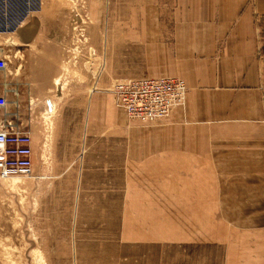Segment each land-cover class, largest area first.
I'll list each match as a JSON object with an SVG mask.
<instances>
[{
  "label": "crops",
  "instance_id": "1",
  "mask_svg": "<svg viewBox=\"0 0 264 264\" xmlns=\"http://www.w3.org/2000/svg\"><path fill=\"white\" fill-rule=\"evenodd\" d=\"M95 1L97 41L73 26L69 0H0V129L29 135L28 177L77 180V208L117 206L125 191L135 243L197 239L201 222L205 243L240 246L226 264H264V0ZM76 39L99 50L104 79L181 78L184 104L162 120H129L112 99V116L85 53H69ZM216 216L234 218L221 235Z\"/></svg>",
  "mask_w": 264,
  "mask_h": 264
},
{
  "label": "rangeland",
  "instance_id": "2",
  "mask_svg": "<svg viewBox=\"0 0 264 264\" xmlns=\"http://www.w3.org/2000/svg\"><path fill=\"white\" fill-rule=\"evenodd\" d=\"M69 1L74 10L73 26L90 27V38L97 41L95 30L102 19L95 16L99 8L96 1ZM91 11H94V16ZM72 49L69 53L71 56L75 54V60L85 53L86 72L91 71L94 76V92L109 99L113 116L112 96L108 87L115 79L103 78L99 50L93 43L88 48L78 46L77 39ZM79 67L84 73L85 67ZM34 103L36 111L44 108L43 102ZM52 103L50 101L51 106ZM113 137L116 138L115 151L120 152V133L113 131ZM120 177H123L122 171L117 173V181ZM77 185V180L36 182L28 176L0 178V264H226L227 252L232 254L236 251L239 254L241 251L237 241L233 246L222 240L217 244L202 241L201 222L197 233L200 238L197 239L168 235L169 240L163 243L159 240L135 243L126 236L125 191L116 192L117 206L77 208L79 203L73 204V195L68 193ZM121 185L118 181L117 189H121ZM52 188L56 189V194H51ZM87 196L85 201L90 199ZM106 201L109 202L108 199ZM251 216L241 215L247 219ZM216 218L223 223L221 228H217L218 235L224 233L222 229L226 222L233 223L234 219L225 221L221 217ZM172 220L173 224L178 222L174 218L168 222ZM185 227L186 231L191 230L190 226ZM234 234H240L239 230H234ZM228 238L231 239V236ZM255 239H245V246H252Z\"/></svg>",
  "mask_w": 264,
  "mask_h": 264
},
{
  "label": "built area",
  "instance_id": "3",
  "mask_svg": "<svg viewBox=\"0 0 264 264\" xmlns=\"http://www.w3.org/2000/svg\"><path fill=\"white\" fill-rule=\"evenodd\" d=\"M83 2V0H74ZM87 17V15L85 14ZM5 60L0 57V70ZM108 91L114 103L122 108L130 120H162L178 105H183L186 85L174 76H148L113 80ZM0 96V108L5 106ZM29 135L17 131L6 123L0 129V178L28 176L31 170V147Z\"/></svg>",
  "mask_w": 264,
  "mask_h": 264
},
{
  "label": "bare ground",
  "instance_id": "4",
  "mask_svg": "<svg viewBox=\"0 0 264 264\" xmlns=\"http://www.w3.org/2000/svg\"><path fill=\"white\" fill-rule=\"evenodd\" d=\"M57 79V78H56ZM56 81V80H55ZM49 103H50V101H49ZM48 109H49V111L52 109V107H51V105L49 104L48 105Z\"/></svg>",
  "mask_w": 264,
  "mask_h": 264
}]
</instances>
